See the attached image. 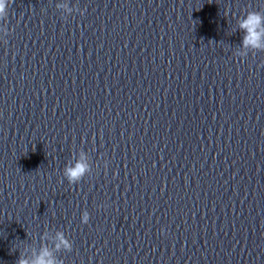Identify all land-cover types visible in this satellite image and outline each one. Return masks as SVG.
I'll return each instance as SVG.
<instances>
[{
    "label": "clouds",
    "instance_id": "1",
    "mask_svg": "<svg viewBox=\"0 0 264 264\" xmlns=\"http://www.w3.org/2000/svg\"><path fill=\"white\" fill-rule=\"evenodd\" d=\"M13 0H0V33L3 36L9 35V29L4 26L6 24L9 8ZM59 7H66L59 5ZM71 11V8H67ZM238 30L242 32V41L238 56L244 58L249 53L264 52V11L247 10L243 16L238 19ZM0 36V38H3ZM91 170V166L87 161L85 153H81L76 162L66 164L63 169L64 178L69 184H79ZM90 214L84 211L81 216V223L88 224ZM53 247L56 251L71 252L73 248L72 241L67 238L62 231H57L54 237ZM16 264H61L54 253L45 245L31 260L25 256H19Z\"/></svg>",
    "mask_w": 264,
    "mask_h": 264
}]
</instances>
